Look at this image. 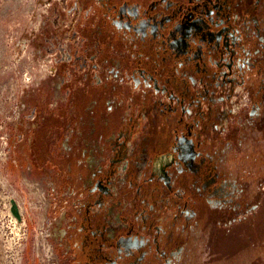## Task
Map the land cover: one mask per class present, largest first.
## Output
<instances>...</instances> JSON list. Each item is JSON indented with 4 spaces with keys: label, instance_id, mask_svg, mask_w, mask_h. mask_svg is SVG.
I'll use <instances>...</instances> for the list:
<instances>
[{
    "label": "rangeland",
    "instance_id": "obj_1",
    "mask_svg": "<svg viewBox=\"0 0 264 264\" xmlns=\"http://www.w3.org/2000/svg\"><path fill=\"white\" fill-rule=\"evenodd\" d=\"M257 1L190 0L182 5L160 0L140 5L122 0H0V264H72L75 213L88 214L94 232L83 235L81 244L93 242L98 249L113 248L124 231L150 236L154 225L163 224L170 237L178 226H186L173 204L162 202L166 195L161 186L155 202L137 193L142 196L136 209H128L134 205L132 195L122 204L127 205L125 216H119L115 203L105 214H91L106 206L101 195L110 185L98 181L111 176L117 179L112 186L120 183L119 168L126 162L137 172L144 166L149 172L145 139L158 125L170 127L174 102L178 118H200L206 112V146L223 142L235 120L247 117L249 100L264 73L255 78L251 66L237 78L240 88H218L215 68L209 66L205 76L190 74L184 67L189 56L173 40L186 11L198 13L215 4L223 7L241 35L252 36L247 27L260 21L264 5V0ZM90 14L93 24L88 26ZM176 69L187 81L195 79L192 95L182 97L167 76ZM187 108L190 113L183 110ZM262 132L252 133L242 152L224 163L237 179L246 181L255 210L238 220L230 218L232 223L224 228L218 224L220 213L207 211L182 264H264ZM143 182L133 185L141 188ZM10 200L25 230L20 241L12 228ZM109 234L116 240L108 242ZM107 242L112 244L103 246ZM114 254L113 249L107 251L110 258ZM121 256L126 264H136L139 255L128 249Z\"/></svg>",
    "mask_w": 264,
    "mask_h": 264
},
{
    "label": "flooded vegetation",
    "instance_id": "obj_2",
    "mask_svg": "<svg viewBox=\"0 0 264 264\" xmlns=\"http://www.w3.org/2000/svg\"><path fill=\"white\" fill-rule=\"evenodd\" d=\"M110 1L117 2L116 0ZM153 1L160 0L150 2ZM166 1L182 5L190 2V0ZM259 1L256 2L257 5ZM202 3L205 4V2ZM258 14L261 17L260 21L254 20L253 28L247 27L253 35L244 32L245 36H243L240 28L230 22L229 15L224 12L220 4L200 8L198 13L190 9L186 11L182 24L177 25L178 29L175 27L178 35L174 34L173 40L175 47L183 55L189 56L184 66L185 69L190 74L197 73L205 76L209 73L208 67L212 65L219 81L216 86L222 88L228 84L234 87L233 90L240 88L235 85L237 78H240L251 66L256 69L255 78L259 77V74L264 73V5L261 6ZM88 17L87 23L90 26L93 24L91 21L93 15L90 14ZM98 27L101 28L100 25ZM103 33L105 30H102L100 35ZM116 33L114 31L113 35L117 38ZM252 47L257 49L252 51ZM136 68L135 65L134 69ZM176 70L168 71L167 76L172 77L174 85L182 91V97L192 95L191 84L195 79L190 77L187 81L184 75L179 76ZM165 72L166 70H164V75ZM263 84L264 78L262 85H258L255 94L249 100L250 110L247 117L235 120L233 126L225 131L223 142L222 140L216 143L209 142L206 146L202 139L203 125L207 118L206 112L200 114V118H178L180 111L178 103L174 102L175 107L168 115L172 118L170 127L165 124L163 128H159L158 125V130L148 133L145 139L147 161L152 164L149 165V172L146 173V166L137 172L134 164L126 162L119 168L118 176L122 177L120 183L117 182L115 186H112L111 183H115L117 179L111 176L105 181H98L110 185L109 188L107 187L108 191H104L101 195V199H106V206L104 211L96 208V212L93 210L91 214L98 216L105 214L107 208L115 203L120 208L119 216H125L128 212L127 205L123 207L122 204L131 200L132 195L135 197L131 202L134 205L130 204L128 209L133 206L134 209L137 208V199L142 196L136 195L137 193H144L145 199L155 202L161 197L159 192L161 186L166 195L162 197V202L168 201L170 207L173 204L175 214L181 215L180 217L186 221V226H178L179 231H172L170 237L163 224L154 225L150 236L141 231H135L133 234L124 231V235L116 236L117 241L112 242L113 248L98 249L95 248L96 244L93 242L85 246L81 244L83 235L91 236L94 232L90 229L89 215L75 213L76 227L74 230L70 228V231L75 234L71 243L73 249L70 250L74 254L71 258L72 264H126L121 254H126L128 249L138 252L136 264H182L188 258L191 243L199 234V226L207 211L219 212L221 220L218 224L220 228H224L232 223L230 218L236 216L235 220L241 219L249 209L252 210L255 206L250 207L252 199L246 194L248 192L246 181L237 179L230 170L224 168V163L227 162L229 156L242 152L243 146L248 143L252 133L264 131ZM183 110L190 113L189 108ZM154 118L162 117L154 116ZM226 128L228 129L229 126L226 125ZM104 168L109 169L110 164ZM148 174H151V177L146 178ZM141 182H143L142 189L133 185V183ZM90 185H94L93 180ZM97 187L98 184L93 192H97ZM101 190L103 189L100 188L98 191ZM64 212L66 214V211ZM224 221L227 223L221 225ZM181 231L184 233L181 234ZM109 237L108 242L114 241L115 235L109 234ZM108 242L103 246L112 244ZM112 249L115 254L110 258L107 256V251Z\"/></svg>",
    "mask_w": 264,
    "mask_h": 264
},
{
    "label": "built area",
    "instance_id": "obj_3",
    "mask_svg": "<svg viewBox=\"0 0 264 264\" xmlns=\"http://www.w3.org/2000/svg\"><path fill=\"white\" fill-rule=\"evenodd\" d=\"M14 217V216H13ZM15 218V217H14ZM16 219V218H15ZM15 219H14V222H13V230H15L16 232L14 233L15 236H17V241H20L24 238L25 236V230H24V226L21 225L20 221H17L15 222ZM15 243V242H14ZM14 245V248L16 247H19L20 244L18 243L17 245L13 244Z\"/></svg>",
    "mask_w": 264,
    "mask_h": 264
},
{
    "label": "water",
    "instance_id": "obj_4",
    "mask_svg": "<svg viewBox=\"0 0 264 264\" xmlns=\"http://www.w3.org/2000/svg\"><path fill=\"white\" fill-rule=\"evenodd\" d=\"M10 204L12 205V207H11V209H10L12 215H13L18 221H20L21 218H20V214H19V212H18L17 206H16V204H15V201H14V200H10ZM252 210H255V207H253Z\"/></svg>",
    "mask_w": 264,
    "mask_h": 264
},
{
    "label": "trees",
    "instance_id": "obj_5",
    "mask_svg": "<svg viewBox=\"0 0 264 264\" xmlns=\"http://www.w3.org/2000/svg\"><path fill=\"white\" fill-rule=\"evenodd\" d=\"M117 1H120V0H117ZM122 1H131V2H135V3L145 4L146 2H149L151 0H122Z\"/></svg>",
    "mask_w": 264,
    "mask_h": 264
},
{
    "label": "crops",
    "instance_id": "obj_6",
    "mask_svg": "<svg viewBox=\"0 0 264 264\" xmlns=\"http://www.w3.org/2000/svg\"><path fill=\"white\" fill-rule=\"evenodd\" d=\"M31 151H32V149H31ZM31 151H30L29 153L27 152V154H31V153H32ZM24 155H25V154H24ZM27 164H28V163H27ZM28 166H29L28 168H31V164H28ZM62 196H63V195H62ZM64 197H65V196H63V198H64Z\"/></svg>",
    "mask_w": 264,
    "mask_h": 264
}]
</instances>
